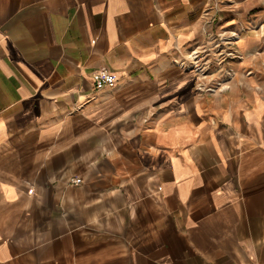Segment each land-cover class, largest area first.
Here are the masks:
<instances>
[{
  "label": "crops",
  "instance_id": "obj_1",
  "mask_svg": "<svg viewBox=\"0 0 264 264\" xmlns=\"http://www.w3.org/2000/svg\"><path fill=\"white\" fill-rule=\"evenodd\" d=\"M256 9L0 0V264H264V24L184 65Z\"/></svg>",
  "mask_w": 264,
  "mask_h": 264
},
{
  "label": "rangeland",
  "instance_id": "obj_2",
  "mask_svg": "<svg viewBox=\"0 0 264 264\" xmlns=\"http://www.w3.org/2000/svg\"><path fill=\"white\" fill-rule=\"evenodd\" d=\"M205 21L212 25L207 32V41L197 51L188 54V61H184V65H193L201 75L220 73L222 82L226 79L228 62L239 58L236 49L239 36L263 31L261 26L264 24V11L256 9L245 13L233 22V26L227 28L224 17H207Z\"/></svg>",
  "mask_w": 264,
  "mask_h": 264
},
{
  "label": "built area",
  "instance_id": "obj_3",
  "mask_svg": "<svg viewBox=\"0 0 264 264\" xmlns=\"http://www.w3.org/2000/svg\"><path fill=\"white\" fill-rule=\"evenodd\" d=\"M93 79L96 87H99L103 84H111L114 80L113 75L105 69L96 70L93 73Z\"/></svg>",
  "mask_w": 264,
  "mask_h": 264
},
{
  "label": "bare ground",
  "instance_id": "obj_4",
  "mask_svg": "<svg viewBox=\"0 0 264 264\" xmlns=\"http://www.w3.org/2000/svg\"><path fill=\"white\" fill-rule=\"evenodd\" d=\"M239 38H241V36H239ZM238 41H241V39H239Z\"/></svg>",
  "mask_w": 264,
  "mask_h": 264
}]
</instances>
